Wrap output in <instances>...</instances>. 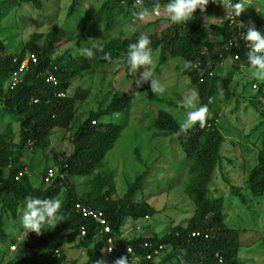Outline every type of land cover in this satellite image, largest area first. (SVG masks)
<instances>
[{"label": "trees", "instance_id": "trees-1", "mask_svg": "<svg viewBox=\"0 0 264 264\" xmlns=\"http://www.w3.org/2000/svg\"><path fill=\"white\" fill-rule=\"evenodd\" d=\"M257 1L259 4L256 9L252 6V12L249 13L247 10L244 12L250 17V21L244 24L245 27L231 26L230 19L225 18L227 14H223L221 24L205 26L196 15L213 14L212 4L209 3L204 12L196 10L195 19L190 24L169 22L159 31L130 35L128 25L125 24L129 20L136 19L132 15L133 11H139L138 8L133 7L135 0H102L98 9L91 16L83 17L75 29V31H84L83 37L76 41L78 51L74 55L66 51L54 59L51 56L55 44L72 32L60 25L55 24L45 34L32 33L29 40L14 54H2L4 45L0 41V115L11 120L0 133V234L5 226H9L8 222L13 221L19 228H23L21 221L18 223L16 221L18 216L21 217L29 197L61 199L60 214L64 217L63 220L57 221L55 228L45 225L39 236L33 232V236L30 235L32 237L20 245L5 264H67L69 261L61 251L62 247L74 244L75 247L84 248L87 242L94 240L96 236L101 237L103 242L112 238L117 247L124 248L121 252L122 256H128L129 262L131 258L136 259L139 264H152L153 260H146L145 257L150 253L154 258L157 254L154 250L164 255L158 264L243 263L238 256L240 230L223 222L221 218L223 198L213 197L210 194L215 170L219 165L221 166V161L224 159L221 155L224 137L220 132V125L216 123L217 109L212 110L211 106L219 94V89L222 90L225 100L235 96L234 92H230L228 70L250 68L246 55L249 48L239 35L247 31L250 22L254 23L264 35L262 26L264 0ZM27 2H32L37 7L41 6L39 0H0V24L10 11ZM143 2L151 9L156 0H143ZM158 2L163 6L170 0H158ZM73 10L74 4L71 3L67 15L70 16ZM211 31L219 36L217 42L220 49L216 53H212ZM141 34L150 38L152 54L159 49V64L169 58L182 60L179 73L190 79L199 92L200 104L207 105L213 116L208 112L205 127L201 128L197 123L186 133L177 136L179 124L185 119L187 110L180 107V103L174 97L166 99L164 106L157 108L148 127L155 130L153 137L179 138L184 157L178 166L173 167V176L176 173L179 181L181 180L182 191L192 201L194 211L185 225L176 224L163 234L153 231L150 236L138 235L126 241L119 238V227L123 219L152 216L157 210L146 201L134 200L147 171L136 177L128 186L123 198H113L116 189L112 171L106 166L104 158L121 134L122 126L111 121L105 123L97 120L112 113H128L131 108L130 94L116 91L105 107L89 111L88 117L77 126L71 136L74 144L71 154L65 155L63 152L55 151L51 137L54 135V128L63 129L65 132L71 130L76 104L86 96V91L81 89H76L71 96H59L58 92L66 90L71 78L86 73L105 75L111 72L112 68L114 75L119 72L130 74L127 64L128 46L136 43ZM39 37H43L41 43L37 41ZM229 37H233L234 40L232 39V44L228 46ZM83 47L93 49L95 54L91 59L80 55L79 50ZM26 51L35 56V61L30 57L25 60ZM105 53L110 56L109 60L103 58ZM227 58L231 59L230 69L225 68L227 73L221 74L223 67L220 66V62ZM24 60L27 68L20 79L12 85L13 71L17 70ZM186 61L191 62L193 66L184 69ZM49 73L55 76L56 83L46 80ZM209 98L212 99L211 103ZM253 104L261 105L257 98ZM13 122L18 124V141H13L15 132ZM254 129L259 130L258 139L261 148L256 154L255 164L248 168L245 182L250 195L262 197L264 195V112H261V120ZM26 143H30L32 154L28 161H24L22 154ZM38 153L46 164L40 172L39 182L35 184L31 178V171L40 164L41 159H36ZM49 164L57 169V174L50 183H45L43 176L50 167ZM20 171L23 174L15 178ZM64 173L71 176H86L84 182L88 189L86 196L79 194L71 182L64 192H61L63 197L58 196L60 193L58 182L60 175ZM179 175H182L181 179ZM222 179L229 181L224 174ZM230 187L240 194L238 189L235 190L234 185ZM241 198L244 200L243 195ZM77 202L90 209L101 211L111 226V231L100 233V226L94 219L83 216L76 210ZM81 227L86 229L84 235L80 234ZM260 235L264 244V229ZM128 247L132 252L128 253ZM8 249L9 246L3 250V254ZM92 252L94 249L88 250L90 257ZM91 263L93 258L89 259V264ZM70 264L76 262L72 260Z\"/></svg>", "mask_w": 264, "mask_h": 264}, {"label": "rangeland", "instance_id": "rangeland-1", "mask_svg": "<svg viewBox=\"0 0 264 264\" xmlns=\"http://www.w3.org/2000/svg\"><path fill=\"white\" fill-rule=\"evenodd\" d=\"M39 1L41 2L40 7L32 2L21 3L3 19L0 24V41L4 45L2 54L18 52L29 40L32 33L45 34L57 24L72 32L55 44L51 57L54 59L66 51L74 55L78 51L76 41L84 35V31H75L79 21L83 17L91 16L98 9L102 0ZM238 2L240 0H232V3ZM71 3L74 4V10L69 16L67 11ZM209 3L212 4L213 14L199 13L196 17L207 27L213 24H221L223 14H227L225 8L222 4L214 3L213 0H209ZM244 3L249 13L252 12V6L256 9L259 4L257 0H244ZM161 13L160 16L148 17L143 22L137 19L129 20L125 24L128 25L129 34L138 35L164 29L169 21L163 12V8ZM194 19L195 15L192 20L182 24H190ZM249 21L250 17L243 12L239 17L230 19L229 22L231 26H240V22L245 24ZM262 26L264 28V18ZM242 34L240 33L239 36L242 37ZM218 37V34L211 31L212 53H216L220 49L217 42ZM232 39L234 40L233 37L228 38V46L232 44ZM42 40L43 37L37 39L38 43H41ZM31 55L26 51L25 60L28 57L31 58ZM152 59L153 63L145 67L152 71L153 77L164 86L165 91L162 94H154L151 91V79L143 83L141 87H137L136 81L145 70L143 67L130 74L119 72L114 75L112 68L110 69L111 72L105 75L86 73L83 76L71 78L66 90L57 94L59 96H71L76 89L86 91L85 98L76 104L71 130L66 132L60 128L53 130L52 146H54L55 151L63 152L65 155L72 153L74 144L71 141V136L77 126L88 117L89 111H96L99 107H105L116 91L127 92L131 96V108L128 113H112L97 120L105 123L111 121L122 126L121 134L104 158L106 166L112 171L116 189L113 198H123L127 193L128 186L135 181L138 175H143L144 171H147L140 182L134 200L146 201L157 210L152 216L138 219L125 217L119 227V238L126 241L138 235L150 236L153 231L163 234L176 224L185 225L188 217L194 211L192 201L182 191L181 180L179 181L176 173L173 176V167L178 166L184 157L179 138L176 136L153 137L155 130L148 126L153 114L158 107L165 104L166 99L174 97L180 103L183 97L195 88L187 76L179 73V67L183 64L182 60L169 58L159 64V49L152 54ZM220 63V66L223 67L220 73L226 74L225 68L230 69L231 59H222ZM228 73L230 92H234L235 96L230 100H225L222 90L219 89V94L211 106L212 110L217 109L216 123L220 125V132L224 137L221 150L224 159L221 161V166L219 165L215 170L210 194L213 197L223 198L221 210L223 222L240 230L239 236L242 241L239 238L241 245L238 256L243 261L242 264H264V244L260 238V233L264 229V195L262 197L250 195L245 182L248 168L255 164L256 154L261 148L258 139L259 130L254 128L261 120V112H264V80L253 78L250 68L247 69L246 67L236 71L230 69ZM53 78L57 82L56 78ZM256 98L261 103L260 106L253 104ZM199 101L198 99L197 106L201 105ZM209 115L213 116L211 111H209ZM9 121L11 120L8 117H1L0 115V133L3 132ZM13 129L15 131L13 141H18V124L16 122H13ZM29 145L30 143H26L22 150L24 161H28L32 156ZM39 158L41 159L39 166L31 171V178L35 184L39 182L40 172L46 164L44 159L40 157V153L36 156V159ZM49 165L54 168L55 174H57V169L52 164ZM99 170L97 169V171ZM222 174L229 181L223 180ZM179 176L181 179L182 175ZM85 179L86 176L61 174L58 182L60 186L58 196L63 197L61 192H64L70 182L79 194L86 196L88 189L84 184ZM168 184H170L169 187H167ZM230 185H234L235 190L238 189L240 194L231 190ZM241 195H243L244 200ZM17 219L16 223L21 221L20 216ZM7 224L9 226H5L0 234V264H5L19 246L33 236V232L26 231L22 227L19 228L18 224H14L13 221ZM147 226L148 228H146ZM87 243L84 248L75 247L74 244H68L61 248L69 261L67 264H70L72 260L76 264H89L90 258H93L91 264H97V261L101 259L106 264H113V261L121 257V252L124 251V248L116 246L112 238L103 242L101 237L96 236L94 240ZM11 244L13 246H10ZM8 246V251L3 254V250ZM91 248L94 249V252L90 257L88 250ZM163 256L158 251L154 258L145 257V259H152V264H158ZM136 264H139L138 260H136Z\"/></svg>", "mask_w": 264, "mask_h": 264}, {"label": "clouds", "instance_id": "clouds-1", "mask_svg": "<svg viewBox=\"0 0 264 264\" xmlns=\"http://www.w3.org/2000/svg\"><path fill=\"white\" fill-rule=\"evenodd\" d=\"M213 2L223 5L227 12L225 16L226 19L239 17L246 10L244 0H240L238 3H232V0H213ZM208 4L209 0H170L169 3L162 6L158 0H156L151 9H149L144 5L143 0H135L133 7L138 8L139 11H133L132 15L134 18L143 22L148 17L160 16L162 14L161 9L163 8V12L166 14L170 24H182L192 20L197 9L204 12ZM239 24L241 27H245L243 22ZM242 39L249 48L246 55L250 62L249 67L252 77L258 80H264V35L261 34V31L254 23L250 22L247 26V31L242 34ZM150 45V38L145 34H141L136 43H132L128 46L127 64L131 72H136L142 67L145 69L136 81L137 87H141L143 83L151 79V91L154 94H162L165 91L164 86L159 80L153 77L152 71L145 67L153 63ZM98 50L102 51V49ZM79 53L88 59H91L95 54L92 48L87 47L81 48ZM103 58L109 60L110 56L105 53ZM192 66L191 62L186 61L184 69H189ZM198 98V90L192 89L180 102V107L187 111L185 119L179 124V129L176 133L177 136L186 133L197 123H199L201 128L205 127L209 109L207 105L197 106ZM211 102L212 99L209 98V103ZM61 208L62 200L59 198L50 197L40 199L38 197H29L26 200V207L22 210V226L26 231L34 232L39 236L42 234L45 225L55 228L57 221L63 220L64 217L60 214ZM10 246H13V244ZM109 251H111V249H109ZM55 252L57 253V251ZM97 264H106V262L101 259L97 261ZM113 264H136V260L131 258L129 262L128 256H121L116 258Z\"/></svg>", "mask_w": 264, "mask_h": 264}, {"label": "built area", "instance_id": "built-area-1", "mask_svg": "<svg viewBox=\"0 0 264 264\" xmlns=\"http://www.w3.org/2000/svg\"><path fill=\"white\" fill-rule=\"evenodd\" d=\"M31 56H32L31 59L33 61H35V56L33 54ZM26 68H27V63L24 60V61H22L19 64L17 70L13 71V74H12V77H11V79H12L11 84L12 85H14L20 79L21 75L25 72ZM53 77H55V76L54 75L53 76L49 75L47 77V80L49 82L56 83L54 81ZM22 174H23L22 171L18 172V174H17V176L15 178H18ZM54 175H55L54 168L53 167H48L47 170H46V173L43 176L44 182L45 183H50L53 180ZM75 208L83 216H88V217H91L92 219H94L98 223V225L100 226L99 230L101 231V233H108L111 230L110 225L107 223V221H106V219L103 216V213L101 211L90 209V208L86 207L84 204H82L80 202H77L75 204ZM85 233H86V229L84 227H81L80 234L84 235ZM109 240H110V238H108V241ZM128 250H129V252H132L131 251L132 249L130 247L127 248V251ZM154 253H158V251L154 250ZM146 257L150 258V257H152V255L150 253H148L146 255Z\"/></svg>", "mask_w": 264, "mask_h": 264}, {"label": "crops", "instance_id": "crops-1", "mask_svg": "<svg viewBox=\"0 0 264 264\" xmlns=\"http://www.w3.org/2000/svg\"><path fill=\"white\" fill-rule=\"evenodd\" d=\"M239 238H240V236H239ZM241 239V238H240ZM241 241H242V239H241Z\"/></svg>", "mask_w": 264, "mask_h": 264}]
</instances>
